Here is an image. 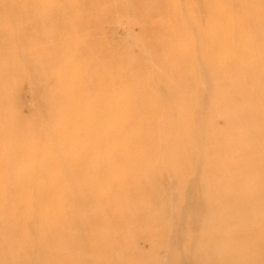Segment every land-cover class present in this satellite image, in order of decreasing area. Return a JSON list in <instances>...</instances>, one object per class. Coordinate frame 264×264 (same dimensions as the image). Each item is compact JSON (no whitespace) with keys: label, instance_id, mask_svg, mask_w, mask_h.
I'll use <instances>...</instances> for the list:
<instances>
[{"label":"rangeland","instance_id":"obj_1","mask_svg":"<svg viewBox=\"0 0 264 264\" xmlns=\"http://www.w3.org/2000/svg\"><path fill=\"white\" fill-rule=\"evenodd\" d=\"M258 124L264 0H0V264L193 256L227 163L264 222Z\"/></svg>","mask_w":264,"mask_h":264},{"label":"bare ground","instance_id":"obj_2","mask_svg":"<svg viewBox=\"0 0 264 264\" xmlns=\"http://www.w3.org/2000/svg\"><path fill=\"white\" fill-rule=\"evenodd\" d=\"M256 114H258L257 110H255L254 108H249L240 114V120H242L243 118L246 119V117ZM254 131H256L257 133H264V126L258 124L254 127ZM244 161L245 160H243V163L245 164ZM221 167L225 168V175H228L227 178L230 177V179H232L230 184H228V187L222 189L223 197L226 199L230 198L231 200L234 199L235 202V205L233 204V206H231L230 208H226L224 212L226 214H220L221 217H226L228 223L222 224L221 226H216L213 222H209V224H207L205 228V233L207 235H210L211 231L212 235H210L209 240L205 241L203 244H199L200 248L197 247L198 252L193 253V256H190L189 252H187L186 255L178 254V256L173 257L171 254L169 260L172 264H264V236L252 234L253 228H264V222L256 219L253 215L256 212L261 211V206L258 205L257 200H253L242 193V189L245 190L251 188L248 179H244V177L247 176L248 169L250 167L247 168L246 174L244 171L238 174V170L235 168L236 166L233 163H227L225 164V166H219V168ZM233 178L235 180H233ZM198 181L199 179H193L187 185V195L189 197L191 196L192 192H195V190L200 185ZM250 200L256 205L252 204V206H250L248 204ZM215 205H219L218 202H215ZM235 208H243V211L241 213L234 214L233 211ZM231 220L234 223L238 222L240 224L237 231L228 230L229 224L232 223ZM194 222L196 224H200L198 219ZM248 224H251L253 227L247 230L246 226H248ZM221 232L228 233L229 239L224 242L219 241L218 237L219 235H221ZM198 233L199 232H197L196 230L193 236L196 237ZM196 240L197 237L194 241ZM181 243L182 242H175L174 244L176 246H181ZM168 263L169 262H167V264Z\"/></svg>","mask_w":264,"mask_h":264}]
</instances>
